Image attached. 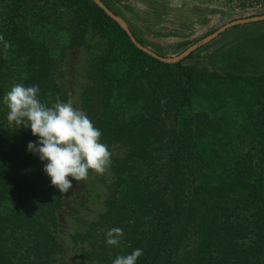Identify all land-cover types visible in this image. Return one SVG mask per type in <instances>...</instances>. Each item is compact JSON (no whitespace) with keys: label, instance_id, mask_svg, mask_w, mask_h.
Here are the masks:
<instances>
[{"label":"trees","instance_id":"1","mask_svg":"<svg viewBox=\"0 0 264 264\" xmlns=\"http://www.w3.org/2000/svg\"><path fill=\"white\" fill-rule=\"evenodd\" d=\"M160 1L167 14L179 4L264 14V0ZM89 33L99 42L83 112L112 153L114 180L106 210L73 235L89 241L85 257L113 264L139 248L136 264H264V72L163 62L94 0H0V35L11 44L5 53L0 42V264H58L65 195L27 149L38 136L8 124L3 97L23 83L38 85L49 106L70 100L66 52L93 46ZM115 145L126 152L115 155ZM113 227L124 233L118 245L106 243Z\"/></svg>","mask_w":264,"mask_h":264},{"label":"rangeland","instance_id":"2","mask_svg":"<svg viewBox=\"0 0 264 264\" xmlns=\"http://www.w3.org/2000/svg\"><path fill=\"white\" fill-rule=\"evenodd\" d=\"M109 2L120 12L119 15L127 21L137 37L144 41V45L165 57L178 55L229 21L254 15L253 11L240 14L217 11L218 13L210 15L207 13L214 12L212 8L205 12L198 6H195L192 12H187L180 4L176 7L179 10L167 14L166 6L160 0H109ZM87 41L97 46L99 38L89 33ZM93 46L67 50L63 64L65 88L74 107L82 111V93L90 83L86 70L97 51V47ZM185 62L199 68L207 67L221 72L233 70L245 75L263 73L264 20L239 24L227 29L213 40L202 44ZM126 150L125 146H112L115 155H123ZM69 179L72 180L73 187L65 193L64 206L59 213L61 223L59 240L64 250L58 264H93L82 252V248L90 246L89 241L76 242L73 235L84 233L90 223L106 210L108 188L114 180V175L108 167L102 175L89 173L86 180L77 182L72 177Z\"/></svg>","mask_w":264,"mask_h":264},{"label":"clouds","instance_id":"3","mask_svg":"<svg viewBox=\"0 0 264 264\" xmlns=\"http://www.w3.org/2000/svg\"><path fill=\"white\" fill-rule=\"evenodd\" d=\"M0 42L6 53L10 42L3 35ZM39 91L38 85L14 84L3 97L9 109L6 119L10 126L30 127L32 134L38 136V141L28 142V151L47 161L44 171L51 184L68 193L73 187L69 177L77 182L86 180L89 170L102 175L111 164L112 153L101 142V131L71 100L57 98L49 106L40 100ZM123 235L121 228L113 227L106 233V243L118 245ZM142 254L143 250L137 248L129 255L118 256L113 264H136Z\"/></svg>","mask_w":264,"mask_h":264},{"label":"water","instance_id":"4","mask_svg":"<svg viewBox=\"0 0 264 264\" xmlns=\"http://www.w3.org/2000/svg\"><path fill=\"white\" fill-rule=\"evenodd\" d=\"M102 9L105 10V12L112 17L114 20H116L122 28L127 32V34L130 36L131 40L136 44V46L146 52L147 54L153 56L154 58H157L163 62L167 63H177L179 61H183L186 59L191 53H193L196 49H198L202 44L208 43L209 41L213 40L217 36H219L222 32L226 31L227 29L239 25V24H245L249 22H255V21H262L264 20V14H257V15H252L248 17H243V18H237L232 21H229L222 26H220L218 29H216L214 32L208 34L201 42L194 43L190 46H188L185 50H183L181 53L174 57H165L162 56L161 54L155 52L153 49L150 47L138 42L137 38L133 34L129 24L127 21L121 17L120 15L116 14L113 12L106 4L103 2V0H94Z\"/></svg>","mask_w":264,"mask_h":264}]
</instances>
